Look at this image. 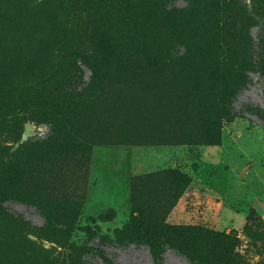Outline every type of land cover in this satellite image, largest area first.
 Segmentation results:
<instances>
[{
	"label": "rangeland",
	"instance_id": "obj_1",
	"mask_svg": "<svg viewBox=\"0 0 264 264\" xmlns=\"http://www.w3.org/2000/svg\"><path fill=\"white\" fill-rule=\"evenodd\" d=\"M0 264H264V0H0Z\"/></svg>",
	"mask_w": 264,
	"mask_h": 264
},
{
	"label": "trees",
	"instance_id": "obj_2",
	"mask_svg": "<svg viewBox=\"0 0 264 264\" xmlns=\"http://www.w3.org/2000/svg\"><path fill=\"white\" fill-rule=\"evenodd\" d=\"M101 238H102V236L101 235H99Z\"/></svg>",
	"mask_w": 264,
	"mask_h": 264
},
{
	"label": "bare ground",
	"instance_id": "obj_3",
	"mask_svg": "<svg viewBox=\"0 0 264 264\" xmlns=\"http://www.w3.org/2000/svg\"><path fill=\"white\" fill-rule=\"evenodd\" d=\"M27 133V132H26Z\"/></svg>",
	"mask_w": 264,
	"mask_h": 264
}]
</instances>
